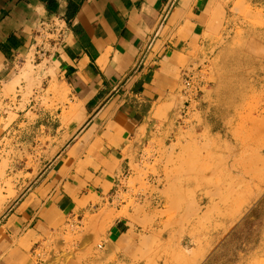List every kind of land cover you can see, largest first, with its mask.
<instances>
[{
    "label": "crops",
    "instance_id": "obj_1",
    "mask_svg": "<svg viewBox=\"0 0 264 264\" xmlns=\"http://www.w3.org/2000/svg\"><path fill=\"white\" fill-rule=\"evenodd\" d=\"M235 2L0 0V91L4 85L14 88L18 64L33 52L35 60H48L54 69V78L45 82L58 86L66 94L59 98L68 100L53 108L30 104L34 116H30V148L40 147L42 154L36 161L37 173L34 165L23 172L16 186L19 197L0 212V264H47L37 252H46L51 233L94 214L106 202H120V194L129 192L122 182L134 175L132 165L162 157V143L170 145L168 136L173 138L171 145L177 144L178 126L163 125L154 117L184 94L186 71L205 65L218 49L221 33L211 31L213 20L226 18ZM53 17L65 23L62 40L40 55L35 32ZM263 74L264 70L262 86ZM42 96L47 98L46 92ZM259 111L264 114V105ZM245 189L237 188L234 194L246 193ZM252 213L227 236L225 222L216 220L218 227L212 231L196 233L189 226L185 239L192 244L202 237L216 244L210 264H221L224 252L230 256L229 251L239 247L242 261L226 264L260 261L264 198ZM149 234L127 218L116 219L100 237L101 255L119 258L121 252L141 247ZM254 237L257 240L251 243ZM192 249L197 252L187 260L197 264L207 248ZM80 264L100 263L97 257Z\"/></svg>",
    "mask_w": 264,
    "mask_h": 264
},
{
    "label": "rangeland",
    "instance_id": "obj_2",
    "mask_svg": "<svg viewBox=\"0 0 264 264\" xmlns=\"http://www.w3.org/2000/svg\"><path fill=\"white\" fill-rule=\"evenodd\" d=\"M250 1L237 0L226 18L213 20L211 31L221 33L218 49L205 65L190 69L198 75L197 99L190 105L181 93L154 117L163 125L178 126L177 144L171 145L168 136L170 145L162 143V157L132 165L134 175L122 182L129 192L120 194V202H106L94 214L51 233L46 252H37L41 262L80 264L98 257L100 264H190L187 259L197 252L192 247L205 246L197 264H210L217 245L202 237L188 243V227L196 233L212 231L221 220L227 236L236 223L253 215L264 198V114L259 111L264 105V0ZM225 59L227 64L222 63ZM48 63L35 60L31 52L18 64L14 88L4 85L0 91V212L19 197L16 186L23 172L33 165L38 170L42 149L30 148V104L53 108L68 102L59 98L66 96L63 90L45 82L54 78ZM23 66H31L33 73L27 68L24 75ZM224 141L231 145H222ZM54 153L52 149V157ZM237 188H246V193L234 194ZM119 218L140 224L150 234L141 247L106 258L100 237ZM243 253L241 247L229 251L230 256L224 252L218 263L241 262ZM252 264H264V258Z\"/></svg>",
    "mask_w": 264,
    "mask_h": 264
},
{
    "label": "built area",
    "instance_id": "obj_3",
    "mask_svg": "<svg viewBox=\"0 0 264 264\" xmlns=\"http://www.w3.org/2000/svg\"><path fill=\"white\" fill-rule=\"evenodd\" d=\"M64 30L65 23L58 17L42 22L35 32L34 45L38 53L44 55L48 52V48L61 42ZM183 81L184 95L187 98L186 102L197 99L200 92V84L195 71H186Z\"/></svg>",
    "mask_w": 264,
    "mask_h": 264
},
{
    "label": "bare ground",
    "instance_id": "obj_4",
    "mask_svg": "<svg viewBox=\"0 0 264 264\" xmlns=\"http://www.w3.org/2000/svg\"><path fill=\"white\" fill-rule=\"evenodd\" d=\"M27 66H28V65H27ZM28 67H29V66H28ZM28 67H24V68L22 69L23 73H24V72L26 73V74L24 73V75H27V76H28V69H29ZM27 68H28V69H27ZM40 69L42 70L43 67H41ZM49 69H50V68H49ZM51 69H52V67H51ZM51 69H50V70H51ZM29 70H30V74L33 73V70H32V68H31V66H30V69H29ZM52 71H54V69H53ZM51 73H52V72H51ZM53 73H54V72H53ZM30 74H29V75H30Z\"/></svg>",
    "mask_w": 264,
    "mask_h": 264
}]
</instances>
